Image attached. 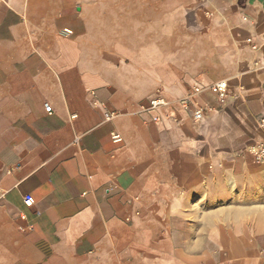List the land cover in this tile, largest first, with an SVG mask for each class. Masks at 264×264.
<instances>
[{"label":"crops","instance_id":"obj_1","mask_svg":"<svg viewBox=\"0 0 264 264\" xmlns=\"http://www.w3.org/2000/svg\"><path fill=\"white\" fill-rule=\"evenodd\" d=\"M258 144L264 0H0V264H264Z\"/></svg>","mask_w":264,"mask_h":264},{"label":"built area","instance_id":"obj_2","mask_svg":"<svg viewBox=\"0 0 264 264\" xmlns=\"http://www.w3.org/2000/svg\"><path fill=\"white\" fill-rule=\"evenodd\" d=\"M205 90L212 93L220 101L221 104L223 105L226 104L227 99L229 97V87L226 81L216 82L207 88H200V87L194 88L195 93L199 95H203ZM180 104L185 109H189L191 105L190 100L188 98L182 99L180 101ZM166 105H168V103L162 99H157L151 102V107L153 108L162 107ZM193 107H194V111H193L194 120L196 122H200L204 118V115H205L204 108L198 104L193 105ZM45 110L48 114L52 113V107L48 104L45 105ZM112 139L116 143H119L122 141V138L116 134L112 135ZM249 153L254 156V158L256 159L258 163L264 162V145L258 144V145L251 146L249 148ZM33 203H34V199L32 196L27 195L24 197V204L26 206L32 207Z\"/></svg>","mask_w":264,"mask_h":264}]
</instances>
